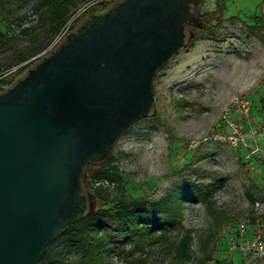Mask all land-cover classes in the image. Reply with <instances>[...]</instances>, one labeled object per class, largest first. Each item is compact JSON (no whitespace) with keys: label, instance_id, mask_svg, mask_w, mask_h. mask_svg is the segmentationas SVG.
<instances>
[{"label":"rangeland","instance_id":"rangeland-1","mask_svg":"<svg viewBox=\"0 0 264 264\" xmlns=\"http://www.w3.org/2000/svg\"><path fill=\"white\" fill-rule=\"evenodd\" d=\"M99 1L91 0L89 4ZM196 11L202 16L216 9L215 0H202ZM225 11L212 19L208 29L189 48L174 56L154 79L153 106L148 117L134 122L114 143L108 156L124 188L126 212L136 219L173 221L176 229L171 239L192 229L194 259L199 257L200 237L212 231L210 264H264V255L254 258L232 249L238 243L250 241L256 234L264 240V138L259 128L264 125V0H222ZM76 18L86 6L76 0ZM29 4L14 3V14H29ZM20 28L31 26L18 37L11 49L0 52V76H7L18 67L41 58L61 38L49 41L36 36L38 17L28 15ZM80 24V23H79ZM15 35L18 36L16 27ZM1 30L5 31L1 26ZM45 45L43 51L18 66L6 69L12 61L13 50L27 54L32 48ZM246 97L250 102L247 117L234 115L243 126L249 144L247 149L233 150L226 145L204 141L229 108L233 97ZM254 146L260 148L253 154ZM94 180V179H92ZM92 187L108 188L111 193L119 182L96 179ZM214 184L215 209L224 220L212 227L211 218L203 204L193 199L190 185ZM166 198L181 202L180 217L173 220L168 206L146 211L144 204H156ZM111 208L106 205L104 209ZM173 208V207H170ZM106 228L92 229V234L105 232L113 249L108 264H174L169 245H155L144 250L141 261L125 263L119 255L124 240L115 230L118 224L103 217ZM243 224V232L240 225ZM167 246V247H166ZM237 246V245H236ZM45 260L71 261L76 252L68 239L49 247Z\"/></svg>","mask_w":264,"mask_h":264},{"label":"water","instance_id":"water-1","mask_svg":"<svg viewBox=\"0 0 264 264\" xmlns=\"http://www.w3.org/2000/svg\"><path fill=\"white\" fill-rule=\"evenodd\" d=\"M122 0L0 92V264H38L76 223L91 166L147 117L153 81L202 28L196 0Z\"/></svg>","mask_w":264,"mask_h":264},{"label":"trees","instance_id":"trees-1","mask_svg":"<svg viewBox=\"0 0 264 264\" xmlns=\"http://www.w3.org/2000/svg\"><path fill=\"white\" fill-rule=\"evenodd\" d=\"M76 0H0V52L11 49L17 41L19 35L25 36L31 29V26L20 28L21 23L28 19V15L38 17L39 30L35 33L36 36H45L52 40L58 35L62 34L59 41L64 38L69 32L74 31L79 23L92 15L102 14L115 3L99 1L89 4L91 0H80L82 6H86L84 10L74 19L71 20L73 12L76 11ZM18 2L22 7L28 3L29 14H14L12 8L14 3ZM198 4H202V0H198ZM216 9L201 16L203 26L202 28H191L193 37L185 48L191 47L192 43L208 29L210 21L225 11L224 2L222 0H215ZM1 26L5 31L1 30ZM18 28V36L15 35V28ZM58 41V42H59ZM57 42V43H58ZM56 43V44H57ZM45 45L32 48L27 54L13 50L12 63L6 67L18 66L27 61L28 57L38 55ZM38 59L30 61L21 67H18L15 72L0 76V92L5 88L11 87L16 80L22 78L26 70L30 68ZM150 113L148 114V116ZM147 116V117H148ZM94 179V180H92ZM96 179H104L109 182H119L111 193L108 188L92 187V181ZM193 199L204 205L207 214L211 218L212 227H217L219 223L224 220L222 212L215 209L213 195L215 193L214 184L207 185H190ZM124 188L120 183V177L116 169L111 166V158L107 156L99 166H91L87 173V180L84 183L80 182V189L77 193L78 214L75 217L77 220L75 224L65 229V231L56 238V240L49 246L54 247L55 244L62 239H68L76 252V258L71 261H54L52 264H108L107 257L113 252V249L106 242L108 236L105 232L101 234H92L91 230L96 228H106L102 221L103 217L108 216L114 220L118 227L115 233L118 237L124 240L123 247L119 255L125 263L129 259H137L141 261L145 256L144 250L155 245H169L172 247V261L174 264H210L213 261L212 246L213 240L216 236L212 231L207 232L206 236L200 237L199 249L200 256L194 259L193 247V233L192 229L182 230V235L171 239V235L176 229L173 221H164L162 219H155L151 222L141 221L136 219L134 213L126 212V207L123 202ZM106 205H111V208L104 209ZM146 211H152L155 208L168 206V211L173 220H177L181 213V202L166 198L156 204H144ZM173 207V208H170ZM167 247V246H166ZM46 255L42 256V261L45 260Z\"/></svg>","mask_w":264,"mask_h":264},{"label":"built area","instance_id":"built-area-1","mask_svg":"<svg viewBox=\"0 0 264 264\" xmlns=\"http://www.w3.org/2000/svg\"><path fill=\"white\" fill-rule=\"evenodd\" d=\"M249 113L250 102L248 99L240 96L233 97L229 108L224 111L219 123L204 141L209 140L223 144L233 150L251 147L248 137L243 130V126L234 118L236 114L247 117ZM259 131L261 137L264 138V125L259 128ZM259 151L260 148L257 146H254L252 149L253 154ZM243 226V224L240 225V232H243ZM236 245L233 246L232 249H236L243 254L252 255L254 258L264 255V240L261 235L256 234L250 241H244Z\"/></svg>","mask_w":264,"mask_h":264},{"label":"flooded vegetation","instance_id":"flooded-vegetation-1","mask_svg":"<svg viewBox=\"0 0 264 264\" xmlns=\"http://www.w3.org/2000/svg\"><path fill=\"white\" fill-rule=\"evenodd\" d=\"M113 0H110L109 2H112ZM115 1V3L116 2H120V1H122V0H114ZM114 3V4H115ZM186 3H187V6L188 7H191V1L190 0H187L186 1ZM113 4V5H114ZM113 5H111L109 8H108V11L109 10H111L112 9V7H113ZM191 10H192V7H191ZM107 11V10H106ZM105 11V12H106ZM195 11H196V7H195ZM104 12V13H105ZM197 12V11H196ZM103 14V13H102ZM97 15H101V14H97ZM200 18H201V15H200ZM201 20H202V18H201ZM90 24H87V25H84V26H82V27H80L79 29H77V30H75V32H74V34H73V36H77L78 35V33H81V32H83V30H85V29H87V27L89 26ZM191 28H193V26L192 25H185V28H184V32L187 34L188 32H192L191 31ZM65 38V37H64ZM64 38H62L57 44H55L47 53H45L41 58H43V57H45L46 55H48V54H50L56 47H57V45L59 44V43H62V41H63V39ZM40 59V58H39ZM38 59V60H39ZM27 71V70H26ZM159 72V71H158ZM158 72L156 73V75L158 74ZM153 86H154V81H153Z\"/></svg>","mask_w":264,"mask_h":264}]
</instances>
